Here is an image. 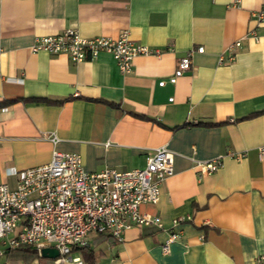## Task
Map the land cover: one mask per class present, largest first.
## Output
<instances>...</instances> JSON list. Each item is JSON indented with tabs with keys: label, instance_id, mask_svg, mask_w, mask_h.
<instances>
[{
	"label": "crops",
	"instance_id": "obj_1",
	"mask_svg": "<svg viewBox=\"0 0 264 264\" xmlns=\"http://www.w3.org/2000/svg\"><path fill=\"white\" fill-rule=\"evenodd\" d=\"M65 28L85 38L128 30L160 55L136 56L123 74L108 53L72 62L31 50L36 37ZM0 49V181L9 188L17 171L49 162L54 149L79 154L88 172L143 168L160 147L174 153L158 203L141 208L162 227L133 226L120 240L92 235L93 258L72 257L255 264L264 254V0H0ZM186 52L190 69L169 83ZM218 158L214 172L197 165ZM170 232L178 238L164 253ZM11 250L0 264H74Z\"/></svg>",
	"mask_w": 264,
	"mask_h": 264
},
{
	"label": "built area",
	"instance_id": "obj_2",
	"mask_svg": "<svg viewBox=\"0 0 264 264\" xmlns=\"http://www.w3.org/2000/svg\"><path fill=\"white\" fill-rule=\"evenodd\" d=\"M237 46L238 41L228 49L233 52ZM203 49L200 46L196 51ZM31 50L63 54L72 62L93 60L102 52L108 53L123 74L130 72L136 56L160 55L159 50L132 41L128 30L120 31L116 38H85L77 30L65 28L36 37ZM1 54L0 49V58ZM232 59L233 53L227 58L220 55L218 62L226 64ZM190 67L191 55L186 52L178 59L168 82L175 84ZM164 84L165 80L158 82L159 86ZM48 138L56 142L54 135L49 134ZM257 151L263 160L264 144ZM173 160L174 153L160 147L147 157L143 168L118 171L106 167L88 172L83 169L79 154L52 150L49 162L15 173V188L0 181V242L4 247L0 256L6 250L21 247H32L41 255L43 248L52 247L58 250L55 263L83 264L80 257L71 256V248L86 246L92 235L105 234L120 240L123 232L133 226L161 228L160 217L141 208L158 203L161 183L173 174ZM197 165L202 173H211L221 166V161L218 158ZM179 221L175 219L173 224ZM177 238L178 234L170 232L162 251L167 253L169 244ZM263 259L264 254L258 256L255 264Z\"/></svg>",
	"mask_w": 264,
	"mask_h": 264
},
{
	"label": "trees",
	"instance_id": "obj_3",
	"mask_svg": "<svg viewBox=\"0 0 264 264\" xmlns=\"http://www.w3.org/2000/svg\"><path fill=\"white\" fill-rule=\"evenodd\" d=\"M104 237H110L109 235H105V234H98L95 236V239H101V238H104ZM28 251L31 255H36V251L32 248V247H21V248H16V249H13L11 251ZM7 251V250H6ZM10 251V252H11ZM72 251H81L82 254L88 258V260H91L93 258V254L91 253V250H89V244H87L86 246H74L71 248V252Z\"/></svg>",
	"mask_w": 264,
	"mask_h": 264
},
{
	"label": "water",
	"instance_id": "obj_4",
	"mask_svg": "<svg viewBox=\"0 0 264 264\" xmlns=\"http://www.w3.org/2000/svg\"><path fill=\"white\" fill-rule=\"evenodd\" d=\"M41 255L47 258H56L58 257V250L52 247H45L41 250Z\"/></svg>",
	"mask_w": 264,
	"mask_h": 264
}]
</instances>
